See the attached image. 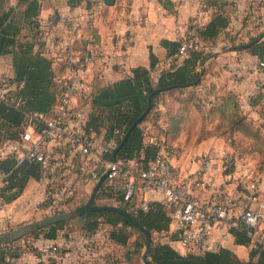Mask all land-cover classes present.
I'll list each match as a JSON object with an SVG mask.
<instances>
[{"label":"built area","instance_id":"built-area-1","mask_svg":"<svg viewBox=\"0 0 264 264\" xmlns=\"http://www.w3.org/2000/svg\"><path fill=\"white\" fill-rule=\"evenodd\" d=\"M92 1L95 2L89 7L84 2L67 6L64 16L42 23L43 33L39 41L42 55L49 58L56 69L57 103L50 114L26 113L21 131L14 139L0 141V161L13 158L18 164L26 161L44 169L42 183L45 193L29 217L42 219L65 213L76 201L81 186H93L110 170L106 180L109 184L116 182L114 188L121 193L122 205L137 201L139 208L147 211L151 205L158 204L167 212L170 231L179 237L175 248L178 253L197 256L217 253L225 248L227 240L233 238L232 229L245 230L253 243L264 247V196L261 192L264 175L261 173L248 171L240 176L246 184L247 194L243 195L246 204L242 213L232 219L222 198V190L214 187L212 179L207 177L210 170L208 156L201 157L200 169L196 173L184 172L171 163L163 141L152 129L144 134L143 149L153 146L157 152L147 166L140 163L143 149L139 160L113 164L103 158L112 154L115 142L100 144L93 135L86 133V123L94 85L102 80L103 68L112 56L114 42L108 46L100 39L98 23L103 20L102 14H106L105 5L101 0ZM251 1L261 6L254 8ZM251 1L246 10L250 13L264 5V0ZM196 3L199 12L210 11L212 16L222 8L213 0H196ZM237 20L242 27V20ZM89 29H94L93 35L85 36L83 45L80 41L82 31ZM233 33L236 39L240 36L235 31ZM122 38L118 40V50L125 47L126 41ZM175 42L179 47L173 57L176 64L172 67L179 65L191 51L201 48L199 38L192 30H186ZM258 67L263 71L252 84L260 93L259 107L264 114V59L258 62ZM8 68L11 71L10 65ZM120 74L122 77L127 75L124 69ZM18 91L19 86L13 82L12 74L0 72V103L19 109L22 101ZM102 168L103 174L99 176ZM222 169L228 170V165L223 164ZM7 176L0 172V189ZM199 189H209L215 194L214 199L198 198L195 191ZM9 202L7 196L0 193V234L14 227V221L6 211ZM3 246L7 250L3 264H28L24 260L26 254L39 257L41 262L38 264H132L131 248H125L122 262L108 260L114 245L101 228L94 234L79 230L68 239H59L38 248L29 249L21 243L18 246L20 255L16 258L11 244Z\"/></svg>","mask_w":264,"mask_h":264},{"label":"trees","instance_id":"trees-1","mask_svg":"<svg viewBox=\"0 0 264 264\" xmlns=\"http://www.w3.org/2000/svg\"><path fill=\"white\" fill-rule=\"evenodd\" d=\"M213 1L222 6L221 10L213 15L203 27L195 29L201 48L191 51L179 65L162 71L156 82L150 77V72L156 62L154 56L150 54L149 69L134 68L131 70V74L129 73L115 82L94 85L86 133L93 135L95 140L102 145L114 141L115 147L134 121L146 110L148 97L157 90H163L151 98L149 113L129 134L127 141L116 155L117 161L140 159L145 134L142 125L153 113L158 98L164 93L195 86L203 64L212 55L206 51L209 46L218 43H231L232 46L243 45V43H235L236 35L231 29L235 14L227 10V7L232 5L230 0ZM12 2L14 3L12 4ZM42 2L43 0H0V58H10L13 82L19 86L17 95L22 101L19 109H12L0 103V141L14 139L15 135L21 131L26 113L50 114L57 103L59 92L56 90V69L52 67V61L42 55L41 42L39 41L43 33L41 28L43 25L39 20ZM82 2L89 7L95 1L68 0L67 6L74 7ZM257 38H261L260 41L244 52H248V55L260 61L264 59V31L256 37L250 38L247 43L255 41ZM161 46L166 50L167 57L173 58L179 44L162 41ZM200 83L201 80L196 86ZM226 104L231 111L228 121L229 130L231 132L240 131L245 136L257 138L259 130L239 118L235 97L228 96ZM261 142L264 143L262 137ZM156 152L157 149L153 146L145 147L140 163L147 166L154 160ZM103 158L108 162L112 161L111 154H106ZM0 172L8 175L0 193L7 196L9 201L18 197L30 180L39 182L44 177V169L41 165L26 161L18 164L13 158L0 161ZM102 174L103 168L99 170V176ZM94 186L95 184L91 186L92 189ZM115 186L116 182L109 184L105 180L95 195L94 203L95 201L111 200L113 205L109 206L126 210L150 233L151 247L147 253V260L151 264H264V247L253 243L246 231L242 229H232L231 234L236 245L251 247L247 261L239 260L234 253L226 248L220 249L217 253H207L204 256L178 253L175 248L179 237L170 231L171 221L167 212L158 204H153L147 211H144L139 208L137 201L124 206L120 203L121 193L114 188ZM80 218L83 224L77 230L62 231L68 222L66 221L28 236L37 238L40 234H44L42 240L57 241L68 239L79 230L94 234L98 228H101L108 233L114 245V249L108 255V260L113 263L122 262L125 248H131L132 264H145L142 261V255L146 237L127 219L113 212H90ZM126 228L138 232L140 242L131 243L128 236L122 234V230ZM154 235H161L165 242H155ZM14 243L11 244L12 247ZM19 252L18 246L13 247L15 258L19 257ZM6 255V247L0 246V264L5 262Z\"/></svg>","mask_w":264,"mask_h":264},{"label":"crops","instance_id":"crops-1","mask_svg":"<svg viewBox=\"0 0 264 264\" xmlns=\"http://www.w3.org/2000/svg\"><path fill=\"white\" fill-rule=\"evenodd\" d=\"M230 3L232 5L227 10L237 14L243 0H230ZM67 4L68 0H43L39 20L44 23L57 16H64L68 10ZM198 8L196 0H114L112 6H104V11L109 15L106 24L109 29L104 42L108 46L111 41L114 44L111 48L112 56L103 68L99 84L106 85L119 80L122 69L127 74H131V70L138 67L149 69L150 54L156 61L150 77L156 82L162 71L176 64L173 58L167 57L161 42H175L186 30L195 31L197 24L204 26L211 19L210 11L199 12ZM98 26L103 41L102 25L98 23ZM121 37L126 41L125 47L118 50V40ZM230 54L215 55L207 60L204 69H207L209 62L215 60L227 57L228 60H237L235 55L241 53ZM258 62L257 58L244 55L238 64L233 65L235 73L231 78L225 71H219V77L213 79L208 75L209 71H206L200 78V85L162 94L150 120L142 125L145 132L152 128L159 135L171 163L184 172L196 173L200 169L201 157L208 156L210 170L207 177L212 179L214 187L222 190V198L229 207L232 219L242 213L246 204L243 197L244 193L247 194L246 184L240 176L246 175L248 171H257L264 175V149H261V145H264L261 137L263 139L264 135L259 132L256 138L245 136L240 131L231 132L228 127L231 111L226 101L228 96L235 97L239 118L258 130L264 129V114L259 107L260 93L252 84L263 71L258 67ZM9 65V57L0 58V72L11 73ZM223 164L228 165V170L223 171ZM262 188L263 186L261 192ZM91 191L92 187L89 185L81 186L75 202L84 200ZM44 193L45 185L42 181L30 180L23 192L11 199L6 211L12 217L14 226L30 219V214L40 204ZM195 195L202 200L215 197L209 189L196 190ZM53 242L38 239L33 246L38 248ZM225 248L239 260L247 261L251 247L236 245L233 238H230ZM24 260L28 264L41 262L34 254L24 255Z\"/></svg>","mask_w":264,"mask_h":264},{"label":"rangeland","instance_id":"rangeland-1","mask_svg":"<svg viewBox=\"0 0 264 264\" xmlns=\"http://www.w3.org/2000/svg\"><path fill=\"white\" fill-rule=\"evenodd\" d=\"M250 1L251 0H243V3H242L243 5L240 4L241 5V7L239 8L240 11L237 14H235L237 17H235L234 22L232 24V30L237 32L238 34H240V36H238L237 39L235 38V43H237V44H239V43L247 44V42L250 38L256 37L257 35H259L260 33H262L264 31V5L261 8H259L258 10H255V11L250 13L249 11H246L248 9V6L250 5ZM251 2H253V1H251ZM253 3H254V8L261 6V5H259V6L256 5L255 2H253ZM102 16H103L102 17L103 20L100 22V24L102 25L101 29H103V36H104V38L102 37V39H103V41H105L106 40L105 35L108 33V29H109V26H106V24L108 23V20H109V15L107 13L106 14L103 13ZM237 19L242 20V23H241L242 27H239V22H238L239 20H237ZM93 31H94V29L82 31L83 35L81 34V40L80 41L83 45L85 43L84 39L88 38L90 35H93ZM98 35L101 39V35L100 34H98ZM85 36H86V38H84ZM232 45L233 44H231V43H225V44L218 43L216 45L209 46L206 51L210 52L212 54L210 57H212V56L215 57V55L225 54V53L231 55L230 53H232V52H228L227 48L232 47ZM240 53L241 54H239V55H235L237 60H235V59L228 60V57L226 56L227 58H223V60L222 59L221 60H215L216 62L213 61V62L209 63L207 65V69L203 70V75L205 74L206 71L207 72L209 71L208 75L210 77L212 76L213 79H217L220 75L219 71H221V72L225 71L226 74L231 78L232 76H234L232 74L235 73V71H234L235 68L233 65L238 64L239 60L242 59L244 55H248V52L240 51ZM239 56H241L242 58H239ZM231 68H232V70H229ZM214 74H216V76H214ZM259 132L261 135H264V129H260ZM261 149H264V145L263 146L261 145ZM262 190H263L262 195L264 196V185H263ZM89 196H90V193L85 196L84 200H81L80 202H75L74 204L69 205V208L67 209L66 212H69V211L83 205L84 203H86ZM95 204L96 205H113V202L111 200H101V201H95ZM37 220H39V219L30 218L26 222L19 223V224L15 225L13 227V229L18 228V227L23 226V225H26V224H29V223H32V222L37 221ZM82 224H83V221L81 218L72 219L66 223V225L63 227L62 231L69 232V231L77 230L79 227H81ZM122 234L127 235L128 238L130 239V242L133 244H134V242H136V243L140 242V234L134 230L126 228V229L122 230ZM43 236H44V234H40L37 238L25 236V237L19 239L18 241H16L14 243L13 247H17V246L21 245V243H24L30 249L33 247L35 240H37V239L41 240V239H43ZM153 239L155 242H162V241L165 242V240L163 239V237H161V235H154ZM118 254H120V253H118Z\"/></svg>","mask_w":264,"mask_h":264},{"label":"water","instance_id":"water-1","mask_svg":"<svg viewBox=\"0 0 264 264\" xmlns=\"http://www.w3.org/2000/svg\"><path fill=\"white\" fill-rule=\"evenodd\" d=\"M103 4L105 6H112L114 4V0H103ZM261 38H257L255 41L249 42L247 44H243L241 46H232V47H228V52H240V51H245L248 50L250 47L254 46L255 44H257L260 41ZM212 57H209L207 60H210ZM207 60L205 61V63L203 64L202 68L204 70L205 65L207 63ZM203 70L200 73V77L199 80L201 78V76L203 75ZM199 80L194 84L197 85V83L199 82ZM163 90H157L155 92H153L149 97H148V102H147V108L144 111V113L137 119L134 121V123L129 127V129L126 131V133L124 134V136L122 137L121 141L119 142V144L115 147V149L113 150L112 154H111V159H112V163L115 164L117 162L116 160V155L118 153V151L121 149V147L125 144V142L127 141V138L129 136V134L133 131V129L138 126L142 120L146 117V115L149 113L150 110V101L151 98L158 94L161 93ZM110 173V170H108L105 174H103L100 179L98 180V182L95 184V186L93 187L90 196L88 198V200L86 201V203H84L83 205L69 211V212H65V213H60V214H56V215H51V216H47L44 217L42 219H39L37 221H34L32 223L20 226L18 228L12 229L9 232L6 233H2L0 234V246L6 245V244H12L16 241H18L19 239L31 235L34 232H38L40 230L43 229H47L50 228L58 223H63L66 221H69L71 219H75V218H80L82 216H84L87 213L90 212H113L116 213L122 217H124L125 219H127V221L129 223H131V225L136 228L138 231H140L141 233H143L146 237V244H145V248H144V252L142 255V261L145 264H151L148 260H147V253L150 250L151 247V235L150 233L143 228L137 221L136 219L126 210L124 209H120L117 207H113V206H109V205H96L94 203V199H95V195L97 193V191L99 190L100 186L102 185V183L106 180L107 175Z\"/></svg>","mask_w":264,"mask_h":264}]
</instances>
